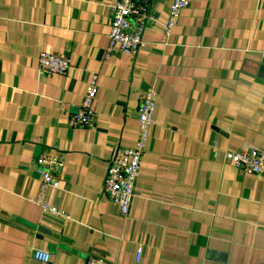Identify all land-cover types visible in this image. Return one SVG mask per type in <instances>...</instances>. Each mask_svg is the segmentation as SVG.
<instances>
[{
  "label": "crops",
  "instance_id": "1",
  "mask_svg": "<svg viewBox=\"0 0 264 264\" xmlns=\"http://www.w3.org/2000/svg\"><path fill=\"white\" fill-rule=\"evenodd\" d=\"M116 1L0 0V264H264V179L223 160L264 151V0H189L169 35L172 0H150L135 56L107 53ZM42 52L70 70L41 72ZM92 74L94 126L70 128ZM147 90L155 125L122 216L103 183ZM43 153L62 160L45 200L69 218L30 200Z\"/></svg>",
  "mask_w": 264,
  "mask_h": 264
},
{
  "label": "built area",
  "instance_id": "2",
  "mask_svg": "<svg viewBox=\"0 0 264 264\" xmlns=\"http://www.w3.org/2000/svg\"><path fill=\"white\" fill-rule=\"evenodd\" d=\"M189 0H172L164 33L169 35L177 25L182 11L188 7ZM153 20L150 14V0H117L111 8L109 29V45L107 53L114 49L130 56H135L143 46V33L149 22ZM39 70L47 75H64L70 68V59L65 54L42 52L38 58ZM97 75L89 76L77 111L70 116V128H92L96 117L94 101L97 95ZM157 94L147 90L140 98L137 111V137L134 144L128 148H116L108 160L103 188L107 197L114 203L122 216L129 212L130 201L134 194L135 183L140 176V163L147 150L149 132L155 125L154 110ZM215 144V143H214ZM213 157L218 155L214 146ZM223 160L231 162L236 169L244 174L256 175L264 179V151L259 149L240 150L237 152H223ZM62 160L49 153L40 154L35 161L36 171L40 177L39 189L35 197L30 200L41 207L43 211L63 218H69L64 212L50 205L45 200L48 188L59 186L58 171ZM141 254L138 247L136 260ZM33 257L36 260L49 261V253L35 249ZM101 258H91L86 264H101Z\"/></svg>",
  "mask_w": 264,
  "mask_h": 264
}]
</instances>
